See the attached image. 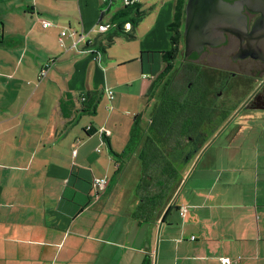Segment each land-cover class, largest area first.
<instances>
[{
	"label": "crops",
	"instance_id": "obj_1",
	"mask_svg": "<svg viewBox=\"0 0 264 264\" xmlns=\"http://www.w3.org/2000/svg\"><path fill=\"white\" fill-rule=\"evenodd\" d=\"M137 3L145 15L136 37L122 36L123 51L104 62L88 51L101 41L89 29L120 5L0 0V264H222L224 256L264 264L263 131L253 139L244 127L211 132L172 197L142 216L141 164L135 175L113 174L126 148L119 130L129 137L130 115L143 111L149 92L145 68L158 69L142 52L172 47L177 0ZM120 67L125 76L112 79ZM87 92H99L95 113L83 111ZM257 117L264 111L236 120ZM220 135L246 137L211 148ZM102 177L105 190L93 184Z\"/></svg>",
	"mask_w": 264,
	"mask_h": 264
},
{
	"label": "trees",
	"instance_id": "obj_2",
	"mask_svg": "<svg viewBox=\"0 0 264 264\" xmlns=\"http://www.w3.org/2000/svg\"><path fill=\"white\" fill-rule=\"evenodd\" d=\"M186 3L187 0H177L175 19L169 24L171 49L165 52H142V55L149 56L152 61H161L162 64L164 62V68L157 72L156 76H152V83L146 94V109L134 116L126 150L122 154H116L121 158L119 167L124 166L126 162L124 158L127 154L138 153L141 159V176L137 184V194L142 200L138 207L141 216L143 213L154 211L161 201L164 202L172 197L181 180V170L178 167L184 165L188 158L195 156L208 141L206 134L203 141L196 145L199 137L196 103L181 102L180 93L176 92L175 87L176 76L173 73L176 72L177 67L175 61L182 52ZM144 15L145 12L139 10L138 3L120 5L110 19L111 28L102 33L97 31L101 41L98 42L96 39L88 44V47L98 45V48L88 51H93L101 58L107 47L115 44L119 37L134 39L136 29ZM126 24H130L129 29L126 28ZM98 95L99 92L81 94V100L85 98L82 100L83 111L96 112ZM148 108L150 109L147 114ZM104 135L106 136L105 132Z\"/></svg>",
	"mask_w": 264,
	"mask_h": 264
},
{
	"label": "flooded vegetation",
	"instance_id": "obj_3",
	"mask_svg": "<svg viewBox=\"0 0 264 264\" xmlns=\"http://www.w3.org/2000/svg\"><path fill=\"white\" fill-rule=\"evenodd\" d=\"M223 2L226 40L216 45L206 44L200 51L193 50L188 55L183 41L176 67V72L188 76L187 83L181 89L176 87V92L190 91L189 97L196 103L199 136L196 145L207 132L249 126L236 122L233 114L264 111V2ZM219 48L227 49L230 63L206 59L210 54L216 56ZM221 115L225 116L221 118Z\"/></svg>",
	"mask_w": 264,
	"mask_h": 264
},
{
	"label": "rangeland",
	"instance_id": "obj_4",
	"mask_svg": "<svg viewBox=\"0 0 264 264\" xmlns=\"http://www.w3.org/2000/svg\"><path fill=\"white\" fill-rule=\"evenodd\" d=\"M122 5V1H120V0H118L117 2H115L114 3V6L115 5ZM96 25V24H95ZM95 25H93L89 30L91 31V30H93V28H94V30L96 31L97 30V28L95 29ZM88 30V31H89ZM93 33H96V32H93ZM126 38V37H125ZM125 38H123L122 39V37L120 38V39H117V41H116V43L114 44V45H112L111 47H107V49H106V52H103V56H104V62H106V61H109V60H112V58H110L111 56L110 55H114V54H112L113 52H115V53H118V51H123V46H120V45H118L119 44V41L122 39V40H125ZM168 38V37H167ZM168 40H169V38H168ZM171 49V46H170V43H168V46H167V48H165V50H163V52H165V51H169ZM152 51H155V50H152ZM158 51V50H157ZM217 51V55L216 56H213V55H208V56H206V59L209 61V62H220V63H230V60H229V58H228V55H227V49H225V48H219V49H217L216 50ZM110 53V54H109ZM121 57V56H120ZM113 59H116V58H113ZM175 63H176V66L178 65V63H179V59H177L176 61H175ZM164 62H163V64H162V62L161 61H156V64H155V66L156 67H158V69H154V70H150L148 67H146L145 68V71L147 72V74L149 73V76H152V75H155L157 72H159L162 68H164ZM149 69V70H148ZM119 71V74H117V75H113V77H112V79H117V78H119V79H121V78H123L124 76H125V74H121V71L122 70H124V67H120L119 69H118ZM177 73L179 74V76H177ZM171 74H172V72L171 73H169V76H171ZM173 74H175V87H177V89L179 88V89H181L180 87L181 86H184L186 83H187V78H188V76L187 75H180V72H174ZM141 76L143 77V75L141 74ZM156 76V75H155ZM147 83L149 84L150 83V85H151V83H152V78H150V79H148L147 80ZM113 90V92H114V89H112ZM180 95H183V96H180L181 98H180V100H181V102H186V101H191L192 99H190V95H191V92L190 91H182L181 92V94ZM145 104H146V102L144 101L143 103H142V110L144 111L145 109H146V106H145ZM149 109L150 108H148V110H146L147 112V114L149 113ZM233 109V108H232ZM129 111V114H133V111L130 109V110H128ZM227 115V114H226ZM236 115H237V117L238 116H240V114H233V116H235V118H234V120L236 121V122H238L237 120H236ZM129 116V115H128ZM225 115H221V118H223ZM263 117V116H262ZM130 124H131V127H132V125H133V123H134V115H130ZM221 120V119H220ZM219 120V121H220ZM219 121H217V122H219ZM129 123V122H128ZM240 123V122H239ZM127 124V123H126ZM124 129V126H121L120 127V129ZM246 128H248V129H250V130H252V136L250 135L249 137H248V139L249 138H254L255 137V134L257 133H260L261 131H263V134H264V118H259V117H257V118H253V119H250L249 120V126L248 127H246ZM229 131V130H228ZM226 129L224 130V132H223V134H225V133H227L228 132ZM123 131L122 130H119V135H120V138H122V142L124 143V145H128V143H129V137L126 135L125 136V134H123L122 133ZM212 133L211 132H207V136H210ZM130 135V134H129ZM229 137V136H228ZM228 137H226L225 135H220V137L217 139V140H215V141H213V140H210V142H213V145H212V147L211 148H214L215 146H217V145H225V144H233V145H241L243 142H244V138L246 137V135H241L240 137H237L235 140H233V141H230V140H228ZM210 142H208V143H210ZM253 142V141H252ZM254 142H255V140H254ZM263 142H264V135H263ZM207 143V144H208ZM248 143H249V141H248ZM125 150H126V148H125ZM124 150V151H125ZM123 150H121V152H119L120 154H122L123 152H124ZM134 154V155H133ZM133 154H127L126 156H125V164H124V166L122 167V170L121 171H116L115 172V170H114V172H113V174H115V173H117L118 175L117 176H119V175H122V174H124V176H132V175H135V171H136V163H135V161H138V163H140L141 164V159L139 158V156H138V153H133ZM116 155V154H115ZM118 157V156H117ZM171 158V157H170ZM141 166V165H140ZM178 168H180V170L183 168V164L181 165V166H179ZM137 191V190H136Z\"/></svg>",
	"mask_w": 264,
	"mask_h": 264
},
{
	"label": "water",
	"instance_id": "obj_5",
	"mask_svg": "<svg viewBox=\"0 0 264 264\" xmlns=\"http://www.w3.org/2000/svg\"><path fill=\"white\" fill-rule=\"evenodd\" d=\"M224 7L223 0H187L183 30L186 55L200 51L206 44L216 45L226 40Z\"/></svg>",
	"mask_w": 264,
	"mask_h": 264
},
{
	"label": "built area",
	"instance_id": "obj_6",
	"mask_svg": "<svg viewBox=\"0 0 264 264\" xmlns=\"http://www.w3.org/2000/svg\"><path fill=\"white\" fill-rule=\"evenodd\" d=\"M117 1L118 0H102V3L108 4V6H110V5H112V3L117 2ZM120 1H122L123 5H130V4H134V3L138 2V0H120ZM42 24L45 28L53 25L52 22L49 20H43ZM128 27H130V24H128ZM110 28H111V23H109V22L99 21L97 23V31L99 33L106 32ZM66 34H67V30H63L61 32V38H60L61 41H62V36H65ZM99 58H100V55H96V59H99ZM46 74H47V69L46 68L42 69L41 75H46ZM106 92L110 98H113L114 92L112 89H110V88L106 89ZM84 99L85 98L83 97L82 100H84ZM102 131L104 132L103 129L100 130V132H102ZM98 151H100V149H98ZM93 184L96 187H98L99 190H105L109 184V179L107 177L96 178V179H94ZM186 212H187V208L182 207L181 208V214L184 215ZM220 261L222 264H236L238 262V259H232L231 257L224 256V257L220 258ZM153 264H154V262H153Z\"/></svg>",
	"mask_w": 264,
	"mask_h": 264
}]
</instances>
